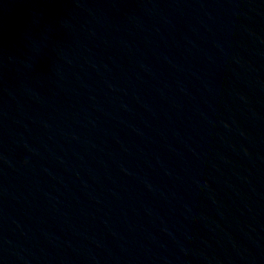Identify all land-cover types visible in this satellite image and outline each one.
Returning a JSON list of instances; mask_svg holds the SVG:
<instances>
[{"label":"water","instance_id":"water-1","mask_svg":"<svg viewBox=\"0 0 264 264\" xmlns=\"http://www.w3.org/2000/svg\"><path fill=\"white\" fill-rule=\"evenodd\" d=\"M0 264H264V0H0Z\"/></svg>","mask_w":264,"mask_h":264}]
</instances>
